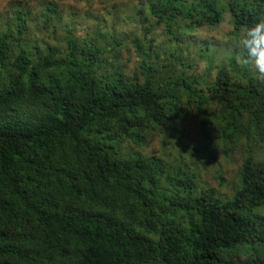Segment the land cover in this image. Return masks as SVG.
<instances>
[{"label": "trees", "instance_id": "1", "mask_svg": "<svg viewBox=\"0 0 264 264\" xmlns=\"http://www.w3.org/2000/svg\"><path fill=\"white\" fill-rule=\"evenodd\" d=\"M147 10L174 37L228 12L238 35L264 18V0H148ZM16 17L0 29V264H264V155L252 152L264 149V77L240 48L216 49L211 80L189 72L179 47L139 51L132 75H98L102 49L68 38L63 56L32 55L20 43L25 12ZM193 122L210 158L214 146L247 149L229 196L139 151Z\"/></svg>", "mask_w": 264, "mask_h": 264}, {"label": "rangeland", "instance_id": "2", "mask_svg": "<svg viewBox=\"0 0 264 264\" xmlns=\"http://www.w3.org/2000/svg\"><path fill=\"white\" fill-rule=\"evenodd\" d=\"M147 1L0 0V29L14 27L18 20L16 13L25 12L26 29L20 43L32 55L37 48L41 55L51 52L55 56H63L68 52V38L76 40L77 47L84 41L92 43L102 49L96 69L98 75L110 74L116 69L132 75L142 58L139 51L163 52L179 47L196 69L189 72L202 75L207 70L208 80H211L216 73V65L222 59V52L216 49H222L226 43L228 47L239 48L237 39L240 33H231L228 12L215 27L194 28L179 37L175 34V38L167 34L162 25H153ZM205 47H208L204 52L206 56L200 57L199 50ZM248 67L257 74L254 67ZM183 131L185 134L179 137L175 134L178 138L155 134L139 151L144 156H159L171 167L177 162L185 163L184 166L197 173L199 185L213 189L221 196H229L242 157L247 153L245 146L237 147L231 154L223 153L220 146H214L210 158L197 149L195 123L186 125ZM130 144L125 142L123 148H131ZM252 152L259 159L264 155V149L259 146L253 147Z\"/></svg>", "mask_w": 264, "mask_h": 264}, {"label": "clouds", "instance_id": "3", "mask_svg": "<svg viewBox=\"0 0 264 264\" xmlns=\"http://www.w3.org/2000/svg\"><path fill=\"white\" fill-rule=\"evenodd\" d=\"M237 46L241 50L239 59L242 65H251L259 76L264 77V18L241 31Z\"/></svg>", "mask_w": 264, "mask_h": 264}]
</instances>
